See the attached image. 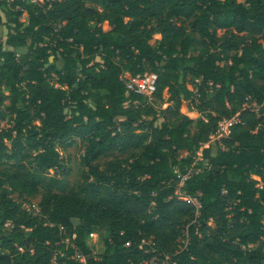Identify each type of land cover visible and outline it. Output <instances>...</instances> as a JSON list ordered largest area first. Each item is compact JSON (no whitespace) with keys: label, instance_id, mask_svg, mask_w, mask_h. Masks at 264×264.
Here are the masks:
<instances>
[{"label":"trees","instance_id":"obj_1","mask_svg":"<svg viewBox=\"0 0 264 264\" xmlns=\"http://www.w3.org/2000/svg\"><path fill=\"white\" fill-rule=\"evenodd\" d=\"M0 27V264H264V0H0Z\"/></svg>","mask_w":264,"mask_h":264},{"label":"built area","instance_id":"obj_2","mask_svg":"<svg viewBox=\"0 0 264 264\" xmlns=\"http://www.w3.org/2000/svg\"><path fill=\"white\" fill-rule=\"evenodd\" d=\"M8 1H13V0H8ZM27 1L30 4L38 5L41 7H46L47 9H49L51 7L52 3L55 2V0H27ZM121 80L124 82L125 87H126L128 92L144 95V96H147L149 98L151 97V94L153 91V78L150 77L148 74H144L142 76H136L134 79H132L128 82L124 81L123 78H121ZM194 93H195V95H197L196 90ZM246 107L249 110H251L252 112H254L255 114L259 115V108L256 106L255 103L246 105ZM204 121L206 122V120H204ZM238 124H240L242 126L244 125V123H242L239 120L238 115H236L235 117H232L231 119L220 121L218 123V127H217L215 134L210 137V141L215 142V143H221L223 140L228 139L230 136L231 127L234 125H238ZM194 164L191 167L186 168L184 173H182L177 168L174 169V176H175L174 187H175V194L179 197V199L192 202L193 204L198 206L196 199H190L187 197H183L181 194V189L184 186V183L193 174L198 172V170L195 168ZM183 240L185 242H184V245L182 247H180L181 250L183 248H185L186 245L188 244V239H187L186 233H184V237L179 240V243H180V241H183ZM76 257L81 263H83V259L80 256H76ZM52 264H57L55 258H53ZM141 264H174V263H172L170 258H168V257L160 258L158 256H153L150 259L144 260Z\"/></svg>","mask_w":264,"mask_h":264},{"label":"rangeland","instance_id":"obj_3","mask_svg":"<svg viewBox=\"0 0 264 264\" xmlns=\"http://www.w3.org/2000/svg\"><path fill=\"white\" fill-rule=\"evenodd\" d=\"M1 23L5 22V19L3 16H1ZM5 31V29H4ZM218 35L221 36L222 32L219 31ZM158 38V37H157ZM156 38V39H157ZM151 77V76H150ZM1 125H4L1 123ZM185 154V152H183ZM83 154V146L82 144H77L74 145L66 150L61 151V163L62 166L64 167L63 169L68 172L66 175L60 177L56 175L54 172H50L48 174V177H53L57 180L60 181L61 185L66 187L67 191L75 190L77 189V186L81 183L82 181V176H83V169L80 165V158ZM2 168V166H0ZM252 178H255L254 175ZM40 196H37L35 198H30L28 199V202H25L24 205L32 212L38 211L37 204L39 203ZM264 224V223H263ZM102 235H105L104 232H102ZM91 239L93 242H96L97 237L96 235H92ZM184 240L180 241V247L184 245Z\"/></svg>","mask_w":264,"mask_h":264},{"label":"crops","instance_id":"obj_4","mask_svg":"<svg viewBox=\"0 0 264 264\" xmlns=\"http://www.w3.org/2000/svg\"><path fill=\"white\" fill-rule=\"evenodd\" d=\"M0 37L5 39V31L0 27Z\"/></svg>","mask_w":264,"mask_h":264},{"label":"clouds","instance_id":"obj_5","mask_svg":"<svg viewBox=\"0 0 264 264\" xmlns=\"http://www.w3.org/2000/svg\"><path fill=\"white\" fill-rule=\"evenodd\" d=\"M255 179H258V178H255Z\"/></svg>","mask_w":264,"mask_h":264}]
</instances>
